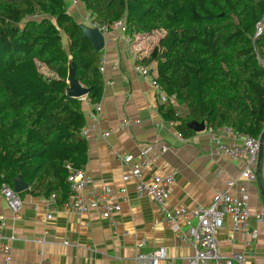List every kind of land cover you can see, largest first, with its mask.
Returning a JSON list of instances; mask_svg holds the SVG:
<instances>
[{
	"label": "trees",
	"instance_id": "trees-1",
	"mask_svg": "<svg viewBox=\"0 0 264 264\" xmlns=\"http://www.w3.org/2000/svg\"><path fill=\"white\" fill-rule=\"evenodd\" d=\"M80 1L101 24L125 17L130 37L163 32L142 63L156 60L155 81L187 108L182 117L176 104L162 105L183 137L195 120L261 138L264 66L257 54L264 61V34L254 36L264 0ZM102 51L66 0H0V188H14L22 176L26 193L68 201V178L85 169L89 149L82 100L67 93L69 66L89 89L88 100L99 103Z\"/></svg>",
	"mask_w": 264,
	"mask_h": 264
},
{
	"label": "crops",
	"instance_id": "crops-1",
	"mask_svg": "<svg viewBox=\"0 0 264 264\" xmlns=\"http://www.w3.org/2000/svg\"><path fill=\"white\" fill-rule=\"evenodd\" d=\"M66 2L68 12L79 21L86 10L84 3ZM160 34V31L134 37L121 32L106 34L102 54L107 60L102 72L104 89L98 119L90 113L94 104L87 96L81 98L85 127L89 128L88 160L83 170L89 183L85 189L99 191L103 185L111 187L121 201V211L106 218L97 211L78 212L67 209L65 204H50L47 198L24 191L22 208L15 215L0 190V216L5 220L0 238L8 246L12 264H139L138 254L160 247L165 248L166 256L157 264H188L193 247L177 236L149 196L137 194L136 179L124 181L123 176L132 174L141 156L152 163L143 169L144 180L171 175L174 182L167 207L170 211L187 210L180 218L181 226L187 228L197 223L189 211L196 204L212 202L217 192L225 189L229 180L238 178L245 168L244 158L232 159L223 154L218 142L242 145L245 136L229 134L226 127H207L193 131L188 137L178 136L180 132L175 125L179 122L165 117L166 105L158 101L150 78L139 71V66H144L142 60L159 44ZM114 63H118L117 69H112ZM145 65L155 77L157 61ZM175 104L179 115L185 117L187 108ZM126 119L129 123L124 122ZM163 147H167L165 152L161 150ZM121 154L132 155L133 163L126 165L118 157ZM254 170L257 179L247 191L249 226L257 230V238L240 231L232 240L233 222L229 216L218 234L222 253L243 254L242 264H264V220L256 217L258 212L264 213V148L262 160ZM123 187L125 192L121 191ZM48 213L53 214L51 220L46 218ZM4 259L5 254L0 253V261Z\"/></svg>",
	"mask_w": 264,
	"mask_h": 264
},
{
	"label": "built area",
	"instance_id": "built-area-1",
	"mask_svg": "<svg viewBox=\"0 0 264 264\" xmlns=\"http://www.w3.org/2000/svg\"><path fill=\"white\" fill-rule=\"evenodd\" d=\"M79 2V0H73ZM79 23L91 28H98L104 35L110 32L126 33V20L125 17L112 24H101L96 20V17L89 11L85 10L80 18ZM163 33V32H160ZM264 34V17L256 25V32L254 38H259ZM258 60L264 66V61L257 54ZM106 56H101L100 69L104 72L106 67ZM118 63L112 65V69H117ZM139 71L146 78H150L151 83L157 92V99L161 104L169 106L171 103H176V96L169 95L165 92L163 87L157 83L154 76L151 75V71L147 66H139ZM101 104H94L93 111L90 112L94 119H98L101 114ZM125 123H129V120H124ZM213 129V128H212ZM226 131L229 134L240 136L241 134L235 132L231 128L226 127ZM82 135L89 138V128L85 127L82 131ZM105 136L109 133H104ZM182 137V134H178ZM260 139L253 138L251 136H245L242 145H227L218 142V148L223 154L232 159L246 160L244 170L238 178L229 180L227 187L223 190H219L212 202L209 204H196V206L189 211V215L197 219L196 225L183 228L180 224V218L187 214L186 209H176L170 211L167 207V198L173 185V177L167 176H155L151 180H144L143 169L152 165L150 161L141 156L136 160V164L133 166L132 174L123 176L124 181L130 180V177L136 179V192L139 196H149L156 205L160 215L170 225L178 237L187 241L194 249V253L188 259V264H242L244 262V255L236 252L232 255H225L220 249L218 240V234L224 226V220L227 216L232 219L233 222V235L231 239L234 240V235L237 232H247L252 239L257 238L258 232L256 229H251L249 226V193L247 187L252 185L257 175L254 172V168L259 161ZM264 145V142H263ZM162 152L167 150V147H163ZM126 165L133 163L134 158L132 155L121 154L118 156ZM69 182L71 185V194L68 201L65 203V207L69 210L78 212L97 211L101 213L103 217L112 218L116 213L121 211L122 204L118 199L111 187L103 185L99 191H86L89 179L87 178L83 170L73 172L69 176ZM241 179H245L241 181ZM240 189V191H236ZM3 196L6 198L10 210L17 215L22 208L21 196L14 191L10 186L3 184L0 188ZM234 190L236 192H234ZM122 192L126 191V188H121ZM50 204H55V195L52 194L47 198ZM257 219L264 220V213L258 212ZM48 220L53 218L52 213L46 215ZM5 224L3 216H0V227ZM0 253L5 254L4 261H0V264H12L10 251L8 246L1 242L0 238ZM166 250L164 247H160L148 253H141L137 255L139 264H157V262L165 258Z\"/></svg>",
	"mask_w": 264,
	"mask_h": 264
},
{
	"label": "water",
	"instance_id": "water-1",
	"mask_svg": "<svg viewBox=\"0 0 264 264\" xmlns=\"http://www.w3.org/2000/svg\"><path fill=\"white\" fill-rule=\"evenodd\" d=\"M82 27H83L85 37L91 40L95 49L99 52L102 51L105 47V40H106L105 35L98 28H91L85 25H82ZM165 55H166V52L163 50L162 58H165ZM67 83H68V86H67L68 95L72 97H76V98H82V97H86L89 94V89L85 87L84 85H82L80 81L75 78V64L73 63L70 64L69 66ZM188 126L191 130L198 131V132L203 131L207 128L206 122L204 121L198 122L195 120L190 121L188 123ZM260 141L262 144H261L259 161H258L259 163L262 160V154H263V148H264V145H263L264 133L262 134ZM13 189L16 193L20 194L26 191L27 189H29V185L23 180L22 176H18L14 180Z\"/></svg>",
	"mask_w": 264,
	"mask_h": 264
},
{
	"label": "rangeland",
	"instance_id": "rangeland-1",
	"mask_svg": "<svg viewBox=\"0 0 264 264\" xmlns=\"http://www.w3.org/2000/svg\"><path fill=\"white\" fill-rule=\"evenodd\" d=\"M82 25V24H81ZM163 33H161L160 35H162ZM65 45H67V43H65ZM103 55V54H102ZM42 71L47 72L45 67H42ZM177 102V101H176ZM181 111V110H180Z\"/></svg>",
	"mask_w": 264,
	"mask_h": 264
},
{
	"label": "clouds",
	"instance_id": "clouds-1",
	"mask_svg": "<svg viewBox=\"0 0 264 264\" xmlns=\"http://www.w3.org/2000/svg\"><path fill=\"white\" fill-rule=\"evenodd\" d=\"M79 22V21H78Z\"/></svg>",
	"mask_w": 264,
	"mask_h": 264
}]
</instances>
